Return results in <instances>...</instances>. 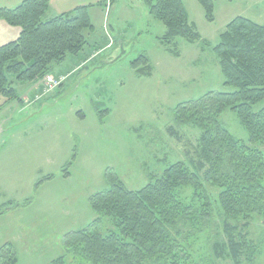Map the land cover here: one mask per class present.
Wrapping results in <instances>:
<instances>
[{"label":"rangeland","instance_id":"rangeland-1","mask_svg":"<svg viewBox=\"0 0 264 264\" xmlns=\"http://www.w3.org/2000/svg\"><path fill=\"white\" fill-rule=\"evenodd\" d=\"M182 2L189 22L209 44L205 48L176 39L170 49H176L178 57L173 56L158 41L163 25L141 0H106L102 10L94 7L90 12L95 32L87 36L82 60H74L72 73L56 78L62 84L47 94L42 81L31 89L17 86L21 101L0 108V247L10 243L17 264H49L64 254L63 237L97 217L88 199L108 190V172L137 191L171 164L196 161L198 131L174 125L172 111L208 92L234 91L223 84L212 47L237 17L264 25V0H213L212 23L196 0ZM106 35L111 40L105 42ZM109 41L112 45L106 49ZM142 55L152 66L150 77L137 76L131 67ZM58 71L67 72L65 66L55 68ZM262 108L264 100L253 111ZM105 110L108 113L99 117ZM220 122L235 139L247 142L234 113L225 111ZM170 127L178 139L171 137ZM47 176L52 179L39 184ZM190 192L184 190L182 198L189 199ZM110 229L103 219L98 231ZM249 237L259 247L249 264H264V218H253ZM215 240H221V232L214 217L202 234L189 239L198 264H232L213 258Z\"/></svg>","mask_w":264,"mask_h":264},{"label":"trees","instance_id":"trees-1","mask_svg":"<svg viewBox=\"0 0 264 264\" xmlns=\"http://www.w3.org/2000/svg\"><path fill=\"white\" fill-rule=\"evenodd\" d=\"M105 1L96 7L101 8ZM141 1L149 15L163 25L165 31L158 41L173 56L178 57L176 49H170L176 39L202 48L209 45L189 22L182 0ZM196 1L205 20L212 23L213 0ZM49 3L24 0L13 9H0V21L19 30L16 40L0 46V108L21 101L17 86H39L41 81L43 86L46 76L58 81L56 78L69 73H55V68L66 66L67 60H82L87 36L95 32L89 15L92 6H78L48 19ZM111 45L109 41L105 48ZM212 52L223 84L234 91L208 92L172 111L174 125L198 131L196 161L171 164L159 176H150L148 184L137 191L128 190L108 172V190L88 199L97 217L85 228L67 233L62 240L64 254L49 264H198L189 239L202 234L214 217L221 240L211 246L213 258L232 264L254 260L259 247L249 237V226L255 216L264 218V108L253 111L264 100V25L242 17L233 19ZM131 67L139 77H150L153 71L144 55ZM227 110L236 115L247 142L235 139L222 126L220 117ZM168 131L179 138L172 127ZM74 160L75 154L67 165ZM68 176L65 170L64 177ZM51 179L47 176L39 184ZM187 188L192 190L191 197L184 199L181 194ZM103 219L111 225L105 233L98 231ZM17 262L13 246L2 245L0 264Z\"/></svg>","mask_w":264,"mask_h":264},{"label":"crops","instance_id":"crops-1","mask_svg":"<svg viewBox=\"0 0 264 264\" xmlns=\"http://www.w3.org/2000/svg\"><path fill=\"white\" fill-rule=\"evenodd\" d=\"M22 1H24V0H0V9L1 8L13 9L17 5H19ZM100 1H102V0H50L49 9H48V12L46 14V18L50 19V18H53L57 15L67 13V12L73 10L74 8L78 7V6H92L89 9V15H90V12L92 10H94V7H96V5L98 3H100ZM102 9L103 8H101V10ZM93 14L94 13H91V15H93ZM104 24L106 25V22L105 23L103 22V25ZM103 25H102V29H103ZM107 26H108V28H107L108 33H109V35H111L112 28L109 26L108 23H107ZM18 35H19V30L17 28L10 27V26L6 25L4 22L0 21V43H2L4 45L8 42H12V41L17 39ZM107 37H109V36L106 35L105 38H107ZM106 41L107 40L105 39V42ZM74 65L75 64H74L73 60L72 61L71 60L66 61L65 70L67 71V73H69V74L72 73V71L70 72V67H72ZM32 87L33 86H30V87L26 86V87H24V89L25 88L31 89ZM29 92H30V90H29ZM28 95H29V97H31V93H29ZM20 107H22V106L20 105ZM81 115H83V116H81ZM79 117H80V119L85 120L84 114L80 113Z\"/></svg>","mask_w":264,"mask_h":264},{"label":"built area","instance_id":"built-area-1","mask_svg":"<svg viewBox=\"0 0 264 264\" xmlns=\"http://www.w3.org/2000/svg\"><path fill=\"white\" fill-rule=\"evenodd\" d=\"M60 82L61 81H55L54 78L51 76H46L43 79V86L45 87L44 94H47L50 91L56 90V88L59 86Z\"/></svg>","mask_w":264,"mask_h":264}]
</instances>
